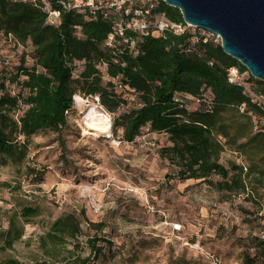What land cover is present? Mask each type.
Listing matches in <instances>:
<instances>
[{"label": "trees", "instance_id": "obj_1", "mask_svg": "<svg viewBox=\"0 0 264 264\" xmlns=\"http://www.w3.org/2000/svg\"><path fill=\"white\" fill-rule=\"evenodd\" d=\"M45 1L51 7L55 0H0V33L14 43L29 45L31 51L20 57L14 68H0V160L13 164L22 163L28 155L31 138L43 129L59 131L66 123L67 115L74 108L72 96L80 89L84 95H98L100 103L115 111L125 101L114 88L111 79L105 81L97 63L106 65V74L118 78L129 91L134 92L140 105L117 115L112 123L114 132L121 128V137L133 140L142 126L150 130L165 131L170 144L159 149L162 158L175 164L173 175L179 179L203 178L212 173L223 179L232 171L231 180L236 190L246 189L243 175L259 173L264 168L257 165L243 168L229 161L228 166L218 161L225 145L240 148L237 140L246 137L250 142L261 139L264 131L251 129V115L264 117V110L243 93L242 85L227 78V68L236 65L246 70L237 59L226 54L220 43L211 39L203 41L201 34L191 40L195 31L175 34L151 32L135 34L136 53L127 48L117 51L102 46L111 28V18L97 12L62 10L56 24L46 21ZM156 11L173 20H182L179 10L159 0ZM79 26L81 35H77ZM190 45V50L185 49ZM83 60V69L73 77V62ZM250 79H254L250 74ZM255 80V79H254ZM258 92H264V81L256 79ZM209 90L213 106L209 110L187 111L172 100L174 91L192 96ZM244 109L239 112V106ZM243 116L242 118L238 116ZM223 138V141L218 138ZM230 187L226 181L219 182ZM221 187V186H220ZM39 209L23 205L19 215L24 220L37 215ZM89 226L101 231L102 221L89 220L83 210L79 216L64 213L56 217L49 229L39 236V246L47 258L39 264H52L63 255L69 239L81 233L80 218ZM23 234L15 215L8 219V226L0 228V264H16L10 256H2L13 248V242ZM101 236L87 237L90 252L100 251ZM241 252V264H264V233L247 237ZM252 250V251H251ZM88 257L81 259L87 264Z\"/></svg>", "mask_w": 264, "mask_h": 264}, {"label": "rangeland", "instance_id": "obj_2", "mask_svg": "<svg viewBox=\"0 0 264 264\" xmlns=\"http://www.w3.org/2000/svg\"><path fill=\"white\" fill-rule=\"evenodd\" d=\"M189 29L196 35L202 33ZM102 46L108 48L105 40ZM30 51L29 45L16 44L0 33V68H14L22 55L30 65ZM97 67L125 99L115 111L102 105L110 115L112 136L121 143L114 145L103 133H84V129L93 130L86 127L84 118L102 109L94 95L78 89L72 96L77 105L59 131L43 129L33 135L27 158L20 164L0 160V228L8 226L12 215L23 227L21 237L2 256L16 259V264H39L47 258L39 236L56 217L69 212L79 216L83 210L89 220L105 226L99 231L79 217L81 233L68 240L63 255L52 264H81L84 257H88L87 264H241L247 237L264 233V177L244 174V191L234 188L232 171L225 179L212 173L210 182L176 178V165L159 154L162 146L171 143L165 131L145 125L133 140L123 139L121 128L114 132V118L141 103L137 95L131 98L129 89L118 86V78L106 74L105 63ZM82 69L83 60H75L73 77ZM254 79L245 74L244 82L258 91ZM194 109L190 102L186 110ZM251 123L253 132L264 131V117L251 115ZM237 144L240 148L225 145L218 161L225 166L232 161L244 169L249 165L264 168L261 139L250 142L241 137ZM220 181L229 182L230 187L222 183L220 187ZM23 205L37 206L38 214L24 220L19 215ZM97 205L100 208L95 211ZM164 219L180 220L182 230L172 233ZM93 235L111 244L100 240L101 250L90 252L86 239Z\"/></svg>", "mask_w": 264, "mask_h": 264}, {"label": "built area", "instance_id": "obj_3", "mask_svg": "<svg viewBox=\"0 0 264 264\" xmlns=\"http://www.w3.org/2000/svg\"><path fill=\"white\" fill-rule=\"evenodd\" d=\"M55 2L57 3L55 7H51L50 3L46 1L44 5V9L47 11L46 21L51 24L58 22L62 10L89 11L93 15L100 12L104 16L110 17L112 19L111 28L105 38V44L117 51H122L127 48L129 52L136 53V38L128 35L127 32L135 34L148 32L162 34L165 31H170L175 34H181L188 30L189 27L201 30L203 41L211 39L214 42L220 43L219 34H214L208 30L192 26L183 19L173 21L164 12L156 11L159 0H55ZM79 28V26L76 27V29ZM197 38L198 36L193 34L191 40H196ZM190 49V45H188L185 50L189 51ZM245 74L249 75L248 70H240L236 65L227 68L228 81L242 85L243 93L248 95L253 103L264 110V92L253 91L249 86H246L244 82ZM118 86L121 87L124 84L118 82ZM134 95L136 94L132 92L131 98H134ZM94 99L97 105L104 110L99 96L94 95ZM172 100L185 109L188 108L190 102L195 105V109L201 108L203 110H209L214 103L212 94L206 89L197 96L174 91ZM74 105H77V102L73 98ZM239 108L243 110L244 103ZM65 113L68 114L69 110H65ZM107 114L109 115V113ZM103 136L112 138V142L116 146L121 143L119 138H113L111 128L108 132L103 133ZM94 208L95 211H98L100 205ZM162 222L169 226L172 233H179L182 230V223L178 219L169 221L164 219Z\"/></svg>", "mask_w": 264, "mask_h": 264}, {"label": "water", "instance_id": "obj_4", "mask_svg": "<svg viewBox=\"0 0 264 264\" xmlns=\"http://www.w3.org/2000/svg\"><path fill=\"white\" fill-rule=\"evenodd\" d=\"M192 26L220 35L222 50L264 81V0H163Z\"/></svg>", "mask_w": 264, "mask_h": 264}, {"label": "bare ground", "instance_id": "obj_5", "mask_svg": "<svg viewBox=\"0 0 264 264\" xmlns=\"http://www.w3.org/2000/svg\"><path fill=\"white\" fill-rule=\"evenodd\" d=\"M86 127L93 129H84V133L89 134H102L108 132L111 126V120L106 112L100 109H94L84 118ZM88 188V187H87Z\"/></svg>", "mask_w": 264, "mask_h": 264}, {"label": "crops", "instance_id": "obj_6", "mask_svg": "<svg viewBox=\"0 0 264 264\" xmlns=\"http://www.w3.org/2000/svg\"><path fill=\"white\" fill-rule=\"evenodd\" d=\"M148 134V133H147ZM149 148V147H148Z\"/></svg>", "mask_w": 264, "mask_h": 264}]
</instances>
